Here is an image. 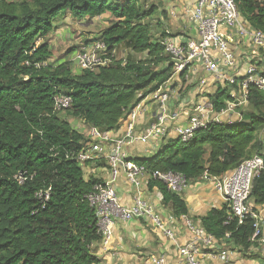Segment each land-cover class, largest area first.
<instances>
[{"label":"trees","instance_id":"1","mask_svg":"<svg viewBox=\"0 0 264 264\" xmlns=\"http://www.w3.org/2000/svg\"><path fill=\"white\" fill-rule=\"evenodd\" d=\"M150 1L0 0V264H101L94 245L102 236L86 197L103 181L87 176L89 161L76 160L92 139L86 127L80 130L68 118L115 132L142 100L172 79V59L162 44L167 34L158 37L146 23L157 12ZM234 1L244 22L264 33V1ZM66 12L76 21L112 17L91 41L102 40L110 52L123 46L129 56L114 57L96 71L77 72L72 58L51 61L46 38ZM217 85L209 98L219 113L234 98L229 84ZM59 94L72 98L63 114L55 111ZM248 102L252 111L243 112L242 120L210 124L188 143L164 139L153 158L134 161L150 173H182L190 182L235 170L263 149L264 92L251 87ZM154 188L176 217L189 215L181 194L152 178L149 189ZM48 190L49 199H42L39 194ZM251 203L264 206V176L254 181ZM229 215L226 204L196 221L228 248L246 252L254 246L255 220L240 223Z\"/></svg>","mask_w":264,"mask_h":264},{"label":"built area","instance_id":"2","mask_svg":"<svg viewBox=\"0 0 264 264\" xmlns=\"http://www.w3.org/2000/svg\"><path fill=\"white\" fill-rule=\"evenodd\" d=\"M264 1V0H260ZM186 16L196 26V37L183 39L174 37L167 33L162 44L166 53L171 57L173 63V76L181 77L186 81L192 80L194 76L203 73L222 84L230 85L233 102L227 103L226 108L216 112L209 98V93L201 92L200 101H195V107L191 112L186 110L183 114L172 112L171 101L172 90L168 83L159 90L151 93L149 97L159 106L158 119L150 124L143 132H138L139 120L145 118V107L139 103L126 117L127 131L120 140H111L108 155L105 160L111 170V177L95 185L93 191L87 195L90 206L95 210L97 226L102 236L101 246L103 251L108 252L114 234L117 221L130 222L141 220L148 223L153 230L158 232L162 238L173 243L179 252L183 264H205L202 257L205 255L219 259L223 264H229L232 249L223 247L220 249L219 241L194 220L188 216L175 215L164 219L154 208L153 204L142 198H138L132 207L120 203L116 185L121 174H125L130 183L138 188L141 178L149 173L153 179L163 182L169 191L182 194L189 185L188 178L177 172H149L145 167L137 164L125 151V146L141 143L150 146L154 151L157 142L166 137L171 131L174 136L184 143L190 142L196 132L214 123H233L241 120L228 118L223 120V115L228 111L238 110L249 104V92L251 87H256L264 92V70L256 63L260 58L258 53L264 50V33L250 28L243 20L234 0H195L190 6ZM238 38H248L250 45L256 49L255 58L249 64L244 77L234 72L238 67L237 51ZM235 46V47H234ZM115 52H110L107 45L102 41H94L82 46L73 55L71 62L80 71H96L100 67L108 66ZM205 83L204 78L201 81ZM237 85V87H232ZM180 94V93H179ZM180 95H177L179 98ZM72 98L59 94L55 97V111L64 113L70 108ZM89 137L96 141L90 150L96 154L100 153L98 142L109 140L106 133L98 128L85 126ZM92 156L89 150L76 155V160L84 165ZM264 176V155L256 154L245 160L235 170L221 177H212L205 173L200 180L211 183L222 196L225 203L230 207L229 219L238 218L240 223L250 217L255 220V233L251 238L254 245L264 247V218H262L255 206L251 203V195L255 179ZM39 196L45 200L49 199L50 190L41 192ZM183 227L190 237L185 243H181L176 231ZM181 234V233H180ZM218 252H204L207 249H216ZM144 264H166L163 256H154Z\"/></svg>","mask_w":264,"mask_h":264},{"label":"crops","instance_id":"3","mask_svg":"<svg viewBox=\"0 0 264 264\" xmlns=\"http://www.w3.org/2000/svg\"><path fill=\"white\" fill-rule=\"evenodd\" d=\"M194 4L195 0H186L184 13L179 12L178 15L180 17L176 16L175 20L171 18V28L169 24L165 26L166 34L169 33L174 37L183 39L196 37V26L185 14L186 10ZM237 41L238 43H236L235 46H239L237 47V51H239V54H237L238 67L237 71L234 73L244 77L249 64L253 63L252 59L255 58L254 53L256 52V49L250 45L248 38H238ZM48 42L50 43L51 41ZM116 51L117 50L114 52L116 53ZM258 53L260 54V58L256 63L264 70V50H260ZM76 71L80 72L79 69ZM192 78V80L186 81L181 77H175L168 83V86L173 93V99L171 101L172 112L181 113L182 116L186 110L191 112L195 107V101H200L201 98L199 95H201V92L207 91L210 94L209 91L214 92L218 86L213 77L203 75V73ZM203 78L205 80L204 84L201 82ZM177 95H180V97L177 98ZM140 103L143 104L146 112L145 118L139 120L137 130H139L138 132H143L150 124L157 121L159 106L156 102L151 100L149 95ZM249 111H252V108L249 104H246L237 111H228L222 117L223 120L230 117L237 119L238 114L242 115L243 112L245 113ZM183 118H185V116L180 118V122H178L177 125L183 122ZM242 119L243 117H241V120ZM126 131L127 124L125 118L122 120L120 128L117 131L106 133L109 140L98 142L100 148V153L98 154L95 152L93 153L90 150V148H92L97 142L89 139V143L86 145V151L89 150V156H92V158L85 166L86 170L89 172L88 175L85 170L88 177H95L102 181L110 179L111 170L108 162L105 160V156L108 155L111 140L122 139L125 136ZM167 134L166 137L157 142L158 147L160 142L164 139L176 138L172 131ZM259 139L263 144L261 154L264 155V130L261 132ZM158 147L154 151H151L147 145L136 143L131 146H125V151L129 154L132 160L140 158L137 153H134L140 148L143 153L145 152L146 154H149L144 158H153L155 154H153V152H156ZM151 179L152 177L149 173L145 174L140 180V186L136 188L130 183L124 173L121 174L116 185L119 201L122 205L130 208L135 204L138 198H142L143 200L152 203L156 211L164 219H167L174 215L173 208L172 206L163 204L162 195L157 188L149 189V181ZM181 195L189 207L188 217L196 223H198L196 219L206 216L211 209H222L224 205H226L222 196L214 186L209 182L201 180L190 182ZM255 207L258 214L264 218V206ZM180 228H182V230L176 228V231H178L177 234L180 242L185 243L190 237V234H188L183 227ZM219 247L222 249L227 246L224 242L219 241ZM213 251L218 252V247L216 249H207L204 252ZM94 252L100 259L101 264H144L148 262L150 258L158 255L164 257L166 264H183L182 258L173 243L162 238V236L153 230L148 223L141 220H133L130 222L117 221L108 252L103 251L101 244L94 245ZM231 252L229 264H264L263 246L254 245L248 251L243 253L238 250H232ZM202 261L205 264H223L219 259L213 258L212 256H209V254L208 256L205 255V257H202Z\"/></svg>","mask_w":264,"mask_h":264},{"label":"rangeland","instance_id":"4","mask_svg":"<svg viewBox=\"0 0 264 264\" xmlns=\"http://www.w3.org/2000/svg\"><path fill=\"white\" fill-rule=\"evenodd\" d=\"M186 0H152L148 4L149 6H155L157 8L156 14L146 20V23L150 25L152 32L156 35L163 36L166 34V25L171 26V18L176 19V16L180 17L178 13H184ZM184 16V15H183ZM169 17V19H168ZM114 19L110 16L97 17L96 19H86L83 21H76L72 18L70 12L60 14L54 21V28L52 32L47 36V40L51 41L52 45V59L51 61L60 62L63 59H71L74 52L79 50L82 46L91 43L92 39H95L101 31L107 28ZM180 22V21H179ZM53 38V39H51ZM130 51L125 47H119L115 53L116 59H123L129 56ZM138 59L144 58L145 55H137ZM211 94L213 91H209ZM208 92L206 91L205 94ZM63 114V113H62ZM70 122L80 130H85L81 121L73 118H68ZM161 145V142H160ZM159 145V146H160ZM150 148L149 145H147ZM134 153L138 154V157L144 158L149 155L141 151V148ZM155 152H153L154 154ZM87 174L89 172L86 170Z\"/></svg>","mask_w":264,"mask_h":264}]
</instances>
